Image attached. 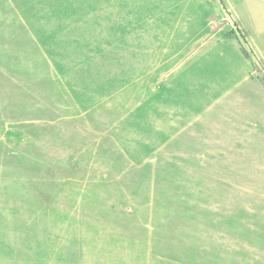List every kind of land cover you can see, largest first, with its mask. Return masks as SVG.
Segmentation results:
<instances>
[{
    "label": "rangeland",
    "instance_id": "374dc122",
    "mask_svg": "<svg viewBox=\"0 0 264 264\" xmlns=\"http://www.w3.org/2000/svg\"><path fill=\"white\" fill-rule=\"evenodd\" d=\"M222 1L0 0V264H264V0Z\"/></svg>",
    "mask_w": 264,
    "mask_h": 264
},
{
    "label": "crops",
    "instance_id": "0c3cea01",
    "mask_svg": "<svg viewBox=\"0 0 264 264\" xmlns=\"http://www.w3.org/2000/svg\"><path fill=\"white\" fill-rule=\"evenodd\" d=\"M170 13V12H169ZM166 14H168V10H167V13ZM167 16V15H166ZM199 38H201V36H198ZM202 39V38H201ZM205 45H207V43L205 44ZM203 45H201V47H202ZM219 46H222V44L221 43H219ZM224 46V45H223ZM205 49H207V48H205L204 47V50ZM222 49H223V47H222ZM200 57V56H202V54H200L199 52H194V53H192V49H190V53H189V55L187 56V60H188V58H190L189 59V61H188V67H187V70H190L191 69V67L193 66V65H195L196 63H198V62H200L201 61V58H196V57ZM193 58H194V61H193ZM186 59L183 61V62H185L186 61ZM175 70V69H174Z\"/></svg>",
    "mask_w": 264,
    "mask_h": 264
},
{
    "label": "water",
    "instance_id": "95a60500",
    "mask_svg": "<svg viewBox=\"0 0 264 264\" xmlns=\"http://www.w3.org/2000/svg\"><path fill=\"white\" fill-rule=\"evenodd\" d=\"M220 2L222 3V5L224 6L225 10L227 11V13L229 14V16L232 18V20L235 22L234 17L232 16V14L230 13L229 9L227 8V6L223 3L222 0H220ZM239 28V27H238ZM240 29V28H239ZM241 31V30H240ZM241 35L243 36V38L245 39L248 47L251 49V51L253 52L254 56L256 57L257 61L259 62V64L261 65V67L264 70V65L261 63V60L259 58V56L256 54L255 50L253 49L252 45L250 44V42L248 41V39L246 38V36L244 35V33L241 31Z\"/></svg>",
    "mask_w": 264,
    "mask_h": 264
}]
</instances>
